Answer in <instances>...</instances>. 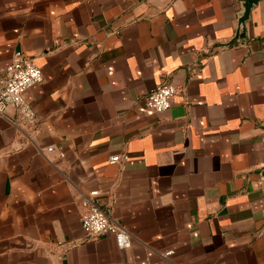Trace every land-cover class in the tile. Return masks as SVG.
I'll list each match as a JSON object with an SVG mask.
<instances>
[{"label":"crops","instance_id":"crops-1","mask_svg":"<svg viewBox=\"0 0 264 264\" xmlns=\"http://www.w3.org/2000/svg\"><path fill=\"white\" fill-rule=\"evenodd\" d=\"M243 11L0 0V73L19 49L44 77L25 92L28 135L13 107L0 114V264H264V0L236 38ZM165 81L178 92L157 112L146 97ZM94 189L130 247L86 237Z\"/></svg>","mask_w":264,"mask_h":264},{"label":"built area","instance_id":"built-area-1","mask_svg":"<svg viewBox=\"0 0 264 264\" xmlns=\"http://www.w3.org/2000/svg\"><path fill=\"white\" fill-rule=\"evenodd\" d=\"M44 80L42 69L35 59L21 50H16L11 62L0 73V114H4L9 107H13L17 113V122L26 135V129L35 127L38 118L33 106L26 100V90ZM178 87L170 82L158 85L147 97L146 105L157 112L169 109ZM48 152H56L59 157H64L62 146L52 145L41 149ZM127 157L126 154H115L109 158L110 163H121ZM99 190L81 192L80 208L81 222L86 237L96 238L106 233L114 235L120 248L131 246L135 236L126 227L114 219L100 204L98 200ZM173 253L165 251L162 256L167 258Z\"/></svg>","mask_w":264,"mask_h":264},{"label":"water","instance_id":"water-1","mask_svg":"<svg viewBox=\"0 0 264 264\" xmlns=\"http://www.w3.org/2000/svg\"><path fill=\"white\" fill-rule=\"evenodd\" d=\"M261 0H243L244 11L239 17V30L236 38L245 36V23L250 17V13L254 6L258 5Z\"/></svg>","mask_w":264,"mask_h":264}]
</instances>
